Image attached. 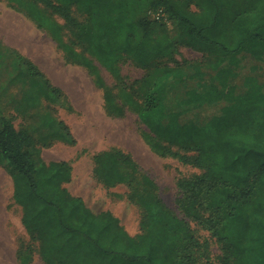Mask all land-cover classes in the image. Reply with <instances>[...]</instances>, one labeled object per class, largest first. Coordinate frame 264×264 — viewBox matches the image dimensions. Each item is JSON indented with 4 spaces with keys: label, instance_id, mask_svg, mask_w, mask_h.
<instances>
[{
    "label": "trees",
    "instance_id": "obj_1",
    "mask_svg": "<svg viewBox=\"0 0 264 264\" xmlns=\"http://www.w3.org/2000/svg\"><path fill=\"white\" fill-rule=\"evenodd\" d=\"M9 1L48 29L70 59L96 75L111 112L122 114L125 109L98 73L95 59L115 75L119 74L122 55L151 70L144 80L147 84L141 100L134 89L119 97L138 112L148 128L143 136L156 152L202 169L200 174L179 180L183 191L180 208L217 238L222 264H230L225 252L232 239L246 245L245 249L253 245L257 251L251 257L243 249L236 264H260V259L264 264V93H245L203 123L185 122L181 113L168 111L165 103L167 81L181 76V69L177 64L156 65L161 57L172 55L178 43L214 54L219 63L245 51L262 55L264 0ZM149 8H161L172 19L177 41L156 33L155 21L144 14ZM74 9L85 14V19L79 20ZM65 33L70 35L67 41ZM17 58L25 60L33 78L45 77L32 60L20 53ZM219 97L217 88H212L190 95L189 101L201 104ZM35 142V137L19 129L12 119L2 120L0 158L7 162L13 178L14 199L23 210L22 222L31 241L38 243L46 264L209 262L208 243L156 192L141 197L144 232L133 236L111 211L95 213L82 197L64 186L72 177L70 163L39 164L31 152ZM95 160L97 174L109 182L125 179L117 162L133 161L120 150L97 154ZM143 179L156 189L152 179L146 175ZM23 243L18 255L21 263L27 264L36 249L30 242Z\"/></svg>",
    "mask_w": 264,
    "mask_h": 264
},
{
    "label": "rangeland",
    "instance_id": "obj_2",
    "mask_svg": "<svg viewBox=\"0 0 264 264\" xmlns=\"http://www.w3.org/2000/svg\"><path fill=\"white\" fill-rule=\"evenodd\" d=\"M144 14L155 21L156 33L167 34L173 41L179 39L172 19L163 9L149 8ZM74 15L79 20L86 17L76 9ZM58 20L64 22L60 17ZM69 37L66 34L65 40ZM18 53L37 64L45 77L33 78L25 60L17 58ZM95 63L98 73L118 95L124 113L108 110L96 75L84 64L70 59L48 29L40 26L25 9L9 0H0V125L4 118H10L19 129L34 136L36 142L31 152L39 164L70 163L72 177L64 185L82 196L95 213L111 211L133 236L144 232L145 209L141 197L156 192L167 207L186 219L194 233L208 243L206 264H222V248L217 238L179 206L183 197L179 180L200 174L202 169L178 157L156 152L143 136L148 128L138 112L119 97L134 89L141 100L142 89L147 84L144 80L151 70L128 55L121 56L118 75L96 59ZM176 64L182 75L167 81L165 103L168 111L181 113L180 118L185 122L203 123L222 113L245 93L258 90L264 93V52L258 55L245 51L219 63L214 54L178 43L172 55L156 61L158 67ZM212 88L220 93L217 100L201 104L189 101L190 95H200ZM115 150L128 154L133 161L117 162L125 179L109 182L97 174L95 155ZM181 152L188 151L181 149ZM144 175L153 180L156 189L143 179ZM22 214L21 205L14 199L9 167L0 158V227L5 228L0 233V247L9 256L7 262L3 260L4 264H10L11 260L19 264L15 254L23 242H30L38 249V243L31 241L22 222ZM253 241L252 238L250 245ZM228 242L225 255L230 264H236L246 245L237 239ZM245 250L251 257L257 252L253 245ZM32 264H43L37 254Z\"/></svg>",
    "mask_w": 264,
    "mask_h": 264
},
{
    "label": "crops",
    "instance_id": "obj_3",
    "mask_svg": "<svg viewBox=\"0 0 264 264\" xmlns=\"http://www.w3.org/2000/svg\"><path fill=\"white\" fill-rule=\"evenodd\" d=\"M65 186V185H64ZM65 187H67V186H65ZM70 191V190H69ZM71 192V191H70ZM72 193V192H71ZM72 194H74V193H72ZM74 195H76V194H74ZM76 196H79V195H76ZM80 197H82V196H80ZM83 198V197H82ZM84 199V198H83ZM85 201V200H84ZM88 206V205H87ZM89 207V206H88ZM100 213V212H99ZM130 234V233H129ZM18 249L19 248H17V250H16V260L19 262V264H22L21 263V261H20V258H19V255H18ZM3 250V251H2ZM5 250L2 248V247H0V256L2 257L0 260H1V264H4V263H2V261L3 260H6V262H7V259H8V254L5 252ZM36 254L38 255V257H39V259L41 260V262L43 263V264H46L45 263V261L42 259V257H41V254H40V252H39V250L37 249V250H35L34 252H33V254H32V258L30 259V261L27 263V264H32L34 261H35V256H36ZM6 264V263H5ZM7 264H9V262L7 263ZM10 264H13L12 263V260L10 261Z\"/></svg>",
    "mask_w": 264,
    "mask_h": 264
},
{
    "label": "bare ground",
    "instance_id": "obj_4",
    "mask_svg": "<svg viewBox=\"0 0 264 264\" xmlns=\"http://www.w3.org/2000/svg\"><path fill=\"white\" fill-rule=\"evenodd\" d=\"M122 137V136H121ZM3 223H5V222H3ZM4 227V226H3ZM5 229V228H4ZM4 229H2L1 227H0V233H1V231H3ZM8 229V228H7ZM9 231V230H8ZM6 232H7V230H6ZM9 233V232H8ZM1 238V237H0ZM4 239H5V237H4ZM1 240V239H0ZM2 241V240H1ZM2 262H4V261H2Z\"/></svg>",
    "mask_w": 264,
    "mask_h": 264
},
{
    "label": "built area",
    "instance_id": "obj_5",
    "mask_svg": "<svg viewBox=\"0 0 264 264\" xmlns=\"http://www.w3.org/2000/svg\"><path fill=\"white\" fill-rule=\"evenodd\" d=\"M160 17V14H157V18H159Z\"/></svg>",
    "mask_w": 264,
    "mask_h": 264
}]
</instances>
